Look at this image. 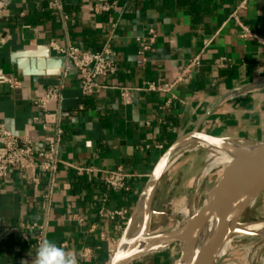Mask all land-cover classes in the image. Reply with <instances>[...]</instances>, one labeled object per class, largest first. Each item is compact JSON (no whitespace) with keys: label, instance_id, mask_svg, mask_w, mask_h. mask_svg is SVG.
I'll return each instance as SVG.
<instances>
[{"label":"crops","instance_id":"obj_1","mask_svg":"<svg viewBox=\"0 0 264 264\" xmlns=\"http://www.w3.org/2000/svg\"><path fill=\"white\" fill-rule=\"evenodd\" d=\"M107 1L116 4L94 13L99 0H61V8L13 0L0 19V65L21 82L1 88L0 123L30 137L34 151L62 129L54 173L29 180L13 169L0 181V227H19L1 242L0 264H31L44 239L79 264H109L141 190L180 135L264 142V0L242 8L244 0ZM150 30L155 41L142 51ZM53 43L90 52L108 43L117 68L89 95L72 65L61 75L23 74L15 56L61 57ZM56 85L60 98L39 110L32 99ZM119 167L132 175L129 192L104 180Z\"/></svg>","mask_w":264,"mask_h":264},{"label":"water","instance_id":"obj_2","mask_svg":"<svg viewBox=\"0 0 264 264\" xmlns=\"http://www.w3.org/2000/svg\"><path fill=\"white\" fill-rule=\"evenodd\" d=\"M30 55L17 54L15 56L23 74L61 75L63 73L65 65L63 57L50 54L46 60L34 61L32 59L31 64L28 59ZM238 142L247 146V151L209 189L203 205L194 211L181 227L167 232H153L151 218L155 214L153 210L155 197L171 165L188 151L206 150L201 143L229 149L230 145ZM261 181H264V142L216 137L198 131L180 135L160 157L141 190L125 229L111 253L109 264H133L143 254L152 251L147 249L148 245L154 246L159 241L160 243L166 241L165 246L167 247L177 245L179 257L174 264H221L226 256L217 254L216 250L225 240L237 236L235 235L237 226L246 224L242 220L249 206L245 202V196L252 185ZM137 219L140 220L139 235L129 250L124 251L122 246L127 242L132 225ZM207 226H211L213 237L204 245L200 255L193 258L201 231Z\"/></svg>","mask_w":264,"mask_h":264},{"label":"built area","instance_id":"obj_3","mask_svg":"<svg viewBox=\"0 0 264 264\" xmlns=\"http://www.w3.org/2000/svg\"><path fill=\"white\" fill-rule=\"evenodd\" d=\"M13 0H0V19L3 17L4 11ZM247 0H244L239 8L246 5ZM49 4L53 8H61V0H49ZM116 2L109 3L107 0H99L92 8L94 13L108 11ZM237 18V11L233 13ZM148 43L143 46L142 51L151 49L155 41V32L150 30ZM3 39L0 37V45ZM57 54L65 59V70L69 65L76 68L80 83V88L85 95L92 94L98 87V78L114 73L117 65L114 61L115 52L106 44L102 50L90 52L82 50L78 47L68 45L61 47L55 43L52 44ZM21 82L13 75L7 73L0 65V91L3 86H8L12 89H18ZM62 85H56L49 89L48 93L43 96H35L32 103L41 111L47 110V105L51 100L60 98V89ZM151 84L149 89H154ZM123 96H127V91L124 89ZM34 122L42 123L44 129L47 128L40 115L33 117ZM62 141V129L57 128L55 134L49 139L48 146L44 149L34 151L30 137L20 135L9 130L3 123H0V181L5 180L10 171L17 169L22 171L29 180L36 178L37 173H54L58 167L59 159L58 152ZM132 175L125 172L122 168H117L113 171L106 172L105 182L114 191L129 192L132 189ZM103 214L104 211H101ZM105 214V213H104ZM106 214L114 217L117 214H122L120 211H107ZM37 224L21 225L20 228H34ZM19 227H0V244L11 235ZM42 238L40 237V240Z\"/></svg>","mask_w":264,"mask_h":264},{"label":"rangeland","instance_id":"obj_4","mask_svg":"<svg viewBox=\"0 0 264 264\" xmlns=\"http://www.w3.org/2000/svg\"><path fill=\"white\" fill-rule=\"evenodd\" d=\"M208 161V151L194 149L183 154L171 165L155 197V214L151 218L153 232H167L181 227L189 217L187 210H198L209 189L230 168L229 165L225 167L221 163L208 171ZM202 170L205 173L203 175ZM260 194L256 202L249 205L243 214V223L264 221V191ZM258 235L260 234L239 235L240 238L237 235L221 264H264V235ZM178 257L179 249L174 244L165 249L147 252L133 264H174Z\"/></svg>","mask_w":264,"mask_h":264},{"label":"bare ground","instance_id":"obj_5","mask_svg":"<svg viewBox=\"0 0 264 264\" xmlns=\"http://www.w3.org/2000/svg\"><path fill=\"white\" fill-rule=\"evenodd\" d=\"M201 144L206 148V151H208V153H209L208 171H209V169H211V168H213V167H215L221 163L225 164V167H226V165L227 166L229 165L231 167L247 151L246 150L247 146H245L243 143H240V142L230 145L228 147L229 149L224 148L222 146L216 147V146H213V145H210L207 143H201ZM202 173H204L203 170L201 172V175H203ZM201 175L199 176V178L201 177ZM262 191H264V181L255 183L248 190V192L245 196V202L248 203L249 205H252L260 197V195H261L260 193ZM189 204H190V202H189ZM187 211H188V216H190L196 210L189 209ZM185 214H186V212H185ZM139 221H140L139 219L134 221L132 228H131L130 236L127 238V242L122 246L124 251L129 250L132 243L135 241V239L139 235V227H138ZM235 233H236L235 235H238L239 238H240L239 235H246V234H248V235H254V234L264 235V221L249 222V223H246L244 225H239L236 227ZM212 237L213 236H212V232H211V226L204 227L201 231L200 239L197 242V244L195 245L193 258H196L200 255L201 251L204 248V245L207 242L211 241ZM263 239H264V237H263ZM234 240H235V238H232V239L230 238V239L225 240L223 243H221L218 246L216 253L219 255H225L226 256V253L229 252V249L231 248L230 246H232L231 243ZM165 243H167V242L165 241V242L160 243V241H159L158 244H156L154 246L148 245L147 249H151V250L165 249V248H167V246H165Z\"/></svg>","mask_w":264,"mask_h":264},{"label":"clouds","instance_id":"obj_6","mask_svg":"<svg viewBox=\"0 0 264 264\" xmlns=\"http://www.w3.org/2000/svg\"><path fill=\"white\" fill-rule=\"evenodd\" d=\"M22 264H28L22 261ZM31 264H79L77 254L66 250L54 240L44 239L36 248V255Z\"/></svg>","mask_w":264,"mask_h":264}]
</instances>
